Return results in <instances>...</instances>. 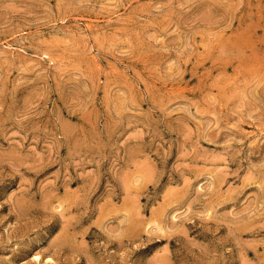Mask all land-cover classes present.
Segmentation results:
<instances>
[{"label": "rangeland", "instance_id": "obj_1", "mask_svg": "<svg viewBox=\"0 0 264 264\" xmlns=\"http://www.w3.org/2000/svg\"><path fill=\"white\" fill-rule=\"evenodd\" d=\"M0 264H264V0H0Z\"/></svg>", "mask_w": 264, "mask_h": 264}]
</instances>
